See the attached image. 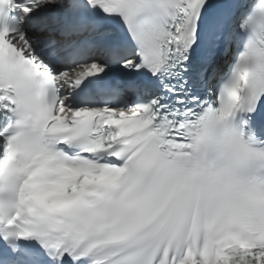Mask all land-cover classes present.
<instances>
[{
	"label": "snow or ice",
	"instance_id": "6c2138e0",
	"mask_svg": "<svg viewBox=\"0 0 264 264\" xmlns=\"http://www.w3.org/2000/svg\"><path fill=\"white\" fill-rule=\"evenodd\" d=\"M0 264H264V0H0Z\"/></svg>",
	"mask_w": 264,
	"mask_h": 264
}]
</instances>
